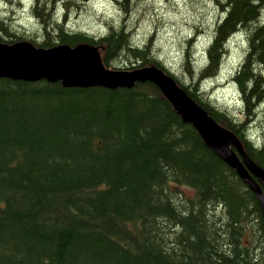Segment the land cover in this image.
<instances>
[{"label": "trees", "instance_id": "obj_1", "mask_svg": "<svg viewBox=\"0 0 264 264\" xmlns=\"http://www.w3.org/2000/svg\"><path fill=\"white\" fill-rule=\"evenodd\" d=\"M114 1L124 16L137 3ZM216 1L221 15L202 68L192 66L187 41V83L154 55L151 39L135 43L124 20L97 34L72 30L55 0H30L43 34L32 42L84 44L107 67L164 69L264 169V133L258 145L248 131L264 102V0ZM9 24L0 19V41L25 40ZM238 32L246 41L233 76L239 119L200 90ZM0 264H264V216L235 169L153 83L69 88L0 78Z\"/></svg>", "mask_w": 264, "mask_h": 264}, {"label": "rangeland", "instance_id": "obj_2", "mask_svg": "<svg viewBox=\"0 0 264 264\" xmlns=\"http://www.w3.org/2000/svg\"><path fill=\"white\" fill-rule=\"evenodd\" d=\"M70 1L71 4L65 8L64 3L67 0H55L58 20L65 14L67 28L97 34L105 31L111 23H121L124 20L132 40L142 44L151 39L154 55L164 67L186 83L190 78L184 71L183 59L185 48H188V39L196 31L201 33L193 39L192 44H189L190 51L195 55L192 66L199 67L205 60L206 39L211 37L214 23L221 15L216 0H137L128 16H124L114 0ZM30 6V0H0V19L10 23L13 33H18L26 40L38 42L42 40L43 34L40 22L32 15ZM245 50L244 33L233 35L227 43V54L218 73L202 82L205 91L208 89L209 93L215 91L210 98L211 103L220 106L224 103L235 113L237 119L240 118L238 110L241 102L230 77L242 60ZM120 63L116 60L110 67L118 66ZM256 115L250 132L256 137L259 134L260 137L264 133L261 130L264 102L259 106Z\"/></svg>", "mask_w": 264, "mask_h": 264}, {"label": "water", "instance_id": "obj_3", "mask_svg": "<svg viewBox=\"0 0 264 264\" xmlns=\"http://www.w3.org/2000/svg\"><path fill=\"white\" fill-rule=\"evenodd\" d=\"M0 78L61 82L64 87L131 88L135 83L155 84L184 122L190 123L205 145L228 166L256 195L264 216V169L246 154L241 141L221 127L161 68L147 66L132 70L106 68L98 51L85 45L59 44L36 48L30 42H0Z\"/></svg>", "mask_w": 264, "mask_h": 264}, {"label": "bare ground", "instance_id": "obj_4", "mask_svg": "<svg viewBox=\"0 0 264 264\" xmlns=\"http://www.w3.org/2000/svg\"><path fill=\"white\" fill-rule=\"evenodd\" d=\"M12 80V79H11ZM242 179V178H241ZM245 183V182H244ZM246 184V183H245ZM247 185V184H246ZM247 187H248V185H247ZM249 188V187H248Z\"/></svg>", "mask_w": 264, "mask_h": 264}]
</instances>
